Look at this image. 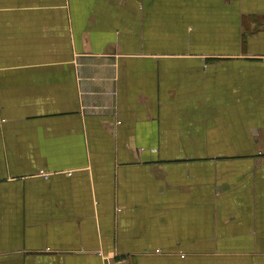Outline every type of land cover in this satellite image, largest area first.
Returning a JSON list of instances; mask_svg holds the SVG:
<instances>
[{
    "label": "crops",
    "instance_id": "obj_1",
    "mask_svg": "<svg viewBox=\"0 0 264 264\" xmlns=\"http://www.w3.org/2000/svg\"><path fill=\"white\" fill-rule=\"evenodd\" d=\"M0 264H264V0H0Z\"/></svg>",
    "mask_w": 264,
    "mask_h": 264
}]
</instances>
